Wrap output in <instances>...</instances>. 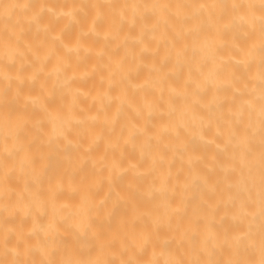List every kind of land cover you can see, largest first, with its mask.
Returning <instances> with one entry per match:
<instances>
[{
	"label": "bare ground",
	"instance_id": "6f19581e",
	"mask_svg": "<svg viewBox=\"0 0 264 264\" xmlns=\"http://www.w3.org/2000/svg\"><path fill=\"white\" fill-rule=\"evenodd\" d=\"M0 264H264V0H0Z\"/></svg>",
	"mask_w": 264,
	"mask_h": 264
}]
</instances>
